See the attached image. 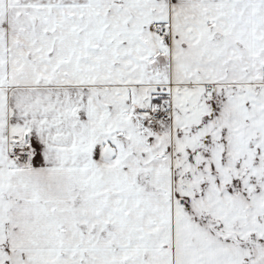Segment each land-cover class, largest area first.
<instances>
[{
  "label": "snow or ice",
  "instance_id": "6c2138e0",
  "mask_svg": "<svg viewBox=\"0 0 264 264\" xmlns=\"http://www.w3.org/2000/svg\"><path fill=\"white\" fill-rule=\"evenodd\" d=\"M0 264H264V0H0Z\"/></svg>",
  "mask_w": 264,
  "mask_h": 264
}]
</instances>
